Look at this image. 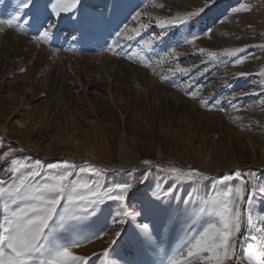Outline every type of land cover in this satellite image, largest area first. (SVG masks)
<instances>
[{
    "label": "rangeland",
    "instance_id": "1",
    "mask_svg": "<svg viewBox=\"0 0 264 264\" xmlns=\"http://www.w3.org/2000/svg\"><path fill=\"white\" fill-rule=\"evenodd\" d=\"M12 2L0 0V18H7L11 7L5 5ZM102 3L82 0L81 11L99 10ZM203 3L124 0L123 13L87 42L74 38L77 34L68 27L67 14L58 18L60 26L48 43L33 40L37 33L30 29L22 33L5 26L0 32V156L12 149L11 158L29 157L33 168L64 160L78 168H98V176L84 174L81 179L106 186L133 183L127 196L129 211H139L147 200H154L151 193L157 184L164 190L172 189V195L162 197L157 204L163 207L171 202L173 208L179 204L190 212H198L206 191H220L221 186L212 180L195 185L175 182L164 171L171 167L198 169L215 178L236 169L251 170L260 177L264 173V47L259 45H264V0H217L211 11L196 19L191 32L187 25L162 30L155 22L157 17L182 16ZM240 4L251 10L232 11ZM137 13L141 15L133 19ZM141 24L149 27L137 36L133 30ZM207 29L211 31L205 34ZM162 31L160 40L133 55L145 40ZM116 32H120L119 37ZM191 35L199 38L186 43ZM109 45L117 55L107 50ZM200 48L218 54L244 48L239 55L245 62L234 66L229 56L212 60L200 53ZM177 65L190 71L172 75L169 69ZM240 72L249 75L238 76ZM187 92H196V98ZM241 93L246 95L241 97ZM201 100L210 104L219 101L225 110H208L201 106ZM89 155L101 165L88 161ZM145 159L153 166L144 165ZM145 170L149 179L141 185L136 181ZM9 174V164L0 162V179H8ZM260 183L264 185V177ZM229 184L239 186L240 181L233 178ZM189 193L193 194L191 204L185 205ZM256 200L259 203L253 206V219L264 220V197ZM102 208L96 224L89 218L74 235L82 238L96 231L103 232V238L76 249L79 254H102L114 233L121 230L119 223L113 222L119 203L106 201ZM244 215L247 218L248 212ZM144 222L153 220L150 216L139 220ZM259 231L258 223L255 227L245 223L238 235L237 251L245 252L249 243L259 245L264 237L252 240ZM180 235L177 232V238ZM130 236L129 229V235L114 246V264H159L162 250L169 247L166 230L164 243L155 251L140 250Z\"/></svg>",
    "mask_w": 264,
    "mask_h": 264
},
{
    "label": "snow or ice",
    "instance_id": "2",
    "mask_svg": "<svg viewBox=\"0 0 264 264\" xmlns=\"http://www.w3.org/2000/svg\"><path fill=\"white\" fill-rule=\"evenodd\" d=\"M216 3L217 0H204L203 5L194 11L169 19L157 17L155 22L162 30L187 25L191 32L196 19L211 11ZM81 5L82 0H13L11 4L5 5L11 7V11L7 18H0V32L4 31L5 26L22 33H27L30 29L37 33L32 36L33 40L48 43L60 26L58 18L67 14L68 27L77 34L74 38L87 42L99 32L106 31L125 9L124 0H103L99 10L93 7L91 11H81ZM250 10V6L245 4L232 9L236 13ZM140 15L137 13L133 19ZM124 27L127 29V25ZM148 27V24H141L139 29L133 31L138 36L140 30ZM210 31L211 29H207L205 34ZM115 35L119 37L120 32ZM163 35L162 31L159 36L145 40L133 55H139L140 51L152 46ZM198 38L197 35H191L185 42L192 44ZM107 50L113 55L118 54L111 45ZM244 51V48H233L218 54L213 51L206 52L204 48L199 49L200 53H206L212 60H217L220 56L233 57L234 66L245 62L239 55ZM169 71L176 75L185 74L190 69L177 65L174 70ZM237 75L249 74L240 72ZM261 75H264V70ZM186 94L193 99L197 96L196 92ZM243 95L246 93H241V97ZM200 104L208 110H225L219 107V101L210 104L201 100ZM261 107H264V101H261ZM13 155L14 150L9 149L0 156V162L8 163L10 168L8 179H0V264H114L111 259V254L115 252L114 246L129 235V229L132 244L143 251H155L164 243V233L167 231L169 247L162 250L159 264H244L245 261L246 264H264V240L259 245L249 243L245 252L237 251L238 235L245 223L252 227L257 223L260 226V231L252 236L253 241L264 237V220L253 219V206L259 203L256 197H264V185L260 183L264 173L258 177L254 171L243 172L236 169L233 173L215 178L198 169L171 167L164 171L175 182L195 185L212 180L221 186L220 191L215 188L206 191L203 205L198 212H190L188 207L182 209L179 204L173 208L171 202L163 207L157 204L156 201L162 197L172 195L171 188L164 190L157 184L151 193L154 200H147L139 211H129L127 196L133 189V183L123 182L107 186L98 182L90 183L81 179L82 176H98L100 169L93 166L78 168L75 163L67 160L49 164L46 168H33L29 157L11 158ZM142 163L149 168L153 166V162L148 159ZM35 165L39 166L40 161H35ZM233 178L240 181L239 186L229 184ZM148 179L149 173L145 170L136 182L144 185ZM192 196L189 193L190 199L183 203L191 204ZM106 201L119 203L120 211L115 214L113 222H118L121 230L114 233L102 254H79L76 249L82 248L93 239L103 238V232L97 234L92 231L82 238L74 233L81 222L89 218H93L91 224H96L103 215L102 206ZM245 211L248 212L247 218ZM146 213L149 215L146 216ZM149 216L152 223H139L140 219H148ZM196 216L199 218L195 219ZM189 221L192 222L189 224ZM184 224L188 226L185 228ZM177 232L182 233L179 238ZM173 241H176L174 248ZM147 264L153 262L148 261Z\"/></svg>",
    "mask_w": 264,
    "mask_h": 264
},
{
    "label": "bare ground",
    "instance_id": "3",
    "mask_svg": "<svg viewBox=\"0 0 264 264\" xmlns=\"http://www.w3.org/2000/svg\"><path fill=\"white\" fill-rule=\"evenodd\" d=\"M88 157V159H90V160H88V161H90L91 163H93V164H99V165H101V161L99 162V160H96L93 156H87ZM103 166V165H102Z\"/></svg>",
    "mask_w": 264,
    "mask_h": 264
}]
</instances>
